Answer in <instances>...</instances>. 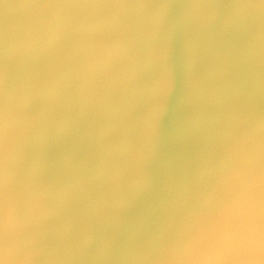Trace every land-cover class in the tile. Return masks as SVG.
Returning a JSON list of instances; mask_svg holds the SVG:
<instances>
[{"label": "bare ground", "instance_id": "bare-ground-1", "mask_svg": "<svg viewBox=\"0 0 264 264\" xmlns=\"http://www.w3.org/2000/svg\"><path fill=\"white\" fill-rule=\"evenodd\" d=\"M172 1L174 0H171L170 2L168 0H147V1L145 0L144 1L143 0H134V1L132 0L131 1L130 0H107V1L103 0V2L102 0H97L96 3L98 4H96L95 0L94 1L85 0L84 2L80 1L81 4L78 5L77 7H72L68 5L67 3L68 0H56L52 4H49V6L51 5L52 10L54 11L53 12L54 14H60V16L51 17L47 15V17L49 18L48 21L50 22L51 20H56V21L66 20V22L70 24V26H68L69 28L66 30H63V29L56 30V32L53 33V37L49 35V36H46L45 38H39L34 43V46L37 45V47H35L37 50L33 48V52L36 55H38V57H43L44 61L42 62V64L40 63L41 66L39 67L32 66L28 68L26 71L22 69L23 66L19 67L18 53L21 50V44L24 43L23 42L20 44L19 42H21L22 39L20 41L15 38L7 39L8 41L6 40L4 45H2L3 42L1 41V36H0V58L2 57L4 61L5 59H9L8 63H6L7 65L2 64L0 66V84L2 85L4 84L3 85L4 90H6L5 92L8 94L4 92L3 93L5 95H9L8 101L9 99L11 100L10 98L11 96L13 98L12 100H15L13 102L17 103L16 110H17V107L21 108L20 109L21 112H18L20 113V115L17 113L19 115L18 117L19 120L17 119L19 123L18 125L21 126V129H23V127L24 128L30 127L32 125L38 126L40 124V126H42L41 132H44V128L49 127V129H52L56 127L59 123L63 124V126L58 129L59 131L58 134L47 135L45 142L41 146H37V147H36V142L38 141V139L41 138V137H38L39 136L38 132H36V134H32V130L28 131L27 129V131L24 133L23 132L24 129L23 131L20 129H16L14 130L13 137L11 134L12 142H11V139H9L10 138L9 133L6 137V139L10 140L9 141L10 145L2 143L3 139H4L3 140L4 143H8V140L7 142H5L6 139L5 138L1 139L2 135L0 134V162L1 163L4 160V158H9L8 157L9 151H13L19 147L18 149H16L15 152L14 151L10 152L12 154V156L10 155L12 158H9L11 160L5 159L7 161L5 162L4 160L5 163L11 164L12 161H15L16 156H14L13 154L17 153L18 152L17 150L20 149L19 150L21 151V153L19 154L20 156L21 154H23V157H26L28 154H30L31 156L35 157L33 160H31L33 157L28 158L29 160L27 162H26V159L28 156L25 158L24 162L22 160L21 164L25 162L27 163V164L25 163L26 166L25 164H23L24 167H31V166H33L34 168L41 167V169L43 168V174L45 172L44 176H41L42 170L39 171L41 174L35 173L36 175H34V173H30L28 171V169L30 168H27V172H25L23 171L24 167L20 168V165H21L20 163H19V166H17L18 162H16L15 164L16 166H14V162H12L13 167H11L8 164L12 168V170L15 169L16 167L19 168L18 170L22 169L21 171L17 172L18 170L16 168L15 169L16 171L14 170L13 171L18 174H15V173L13 174L12 171L10 172L11 169L9 166H7V164L5 165V163H3L2 165H5L10 170L0 165L2 166V168H4L3 170H1L0 168V219L4 225L6 224L5 227H7L6 229L7 232L9 231L7 233L9 237L7 234H6V237L9 238V240L10 239L12 240L10 243L9 240L7 241L4 239L3 240L0 239V244L2 243L0 245V249L2 246H4L5 248L6 246L11 245L14 242L16 243L17 241L16 244L18 246L24 247L30 255L32 253L33 257L35 256L34 259L27 261L28 264H42L40 263L41 261L38 263L33 260H37L38 257L40 256L39 254L41 253L40 251L45 250V249L47 250H45L44 253L43 252L41 253V257H42V254L51 255L52 262L50 264H79L78 259L76 255L72 253V250L65 251L63 249L62 252L60 251V248L63 247L64 243L62 244V243L56 242L57 239L55 238V233L58 230H60V232L61 231L63 232L64 229L65 230L69 229L70 226L74 225V228H72V230L74 229V232L71 231V228H70V231L68 230V233L71 232L73 233V236H74L77 234L76 232L83 230L85 226L86 229L82 231L81 236L82 235L86 236V237L82 236L84 238V241H85V238L88 239V237L90 240L89 239L86 240L85 241L86 244L82 242L84 243L83 244L84 246H81V244H80L81 247H79V244L77 246L76 243H74L75 241L74 242L72 241V238L71 240H69V241H72L75 244V246H77V248H83V250L88 253H90L91 252L90 250L92 249L93 251H96L97 253L107 258V257L112 256L115 253V252H110L111 249L113 248L112 246H114V244L117 243L119 239H121V241H123V243L125 244V249H123V251L121 252L122 257L125 256L131 259L133 256L135 258H138L139 261H142V263L144 261L145 263H148V264H154V260L155 259L157 260L156 258L157 256L155 257V255H152V253L153 252L156 253V251L157 252L161 251L162 248L164 247L163 245L168 244L167 243L168 239L166 241L165 237L160 234L163 232L159 233V231H161L160 229L158 231L159 224H164L166 230L168 231L169 234L172 235L173 238L180 239L182 237V234L180 235L177 232L176 227L181 222L180 220L181 219L183 220L182 217L186 215L185 213L186 211H183V210H187L190 207V206L188 207V205H191L190 202L192 200L190 197L189 198L191 201H189V198H187L188 200L185 199L187 201L183 199V201L186 203L189 201L188 205L186 203L183 204L184 202L182 201L180 202V200L188 194L187 189H190L192 185L198 181V179H201L202 172L200 169V164L201 162H203L202 160L204 158L203 157L204 147L210 149V147H212L213 144L217 146L216 142L219 140L221 136L226 135V133L227 135L228 133H233V131L237 129L236 127L235 129L232 127L234 120L236 122V119H238L239 114H240L239 109H238L239 106L237 105L235 99H237L239 96L240 97L245 96L244 98H246L247 95L249 96H251L252 94L257 95L258 94L257 92L263 91V90H260L261 88L259 89V86H260V82L264 78V60H263V57H264V0L256 1L255 4H258L261 2L260 4L262 6L260 5L261 6L260 8H258L259 4L257 5V7H255L252 0H243L246 3L245 5H248V4H250V6L253 5L254 7L251 6L252 8L249 5L248 6L250 8L248 6L242 5L243 3L242 0H241V4H239L240 3L239 0H232V1L231 0H192V1L188 0L190 3L192 2V4H194L193 6L187 0L186 1L189 3V4L187 3V5H186V2H184L185 5L175 3L174 5L177 4V5L185 6L183 8H179L178 6L179 8V9L177 8L178 11L179 10L181 11L183 9L184 10L191 9L189 11H192V7L196 6L193 8L194 10L200 7L199 5H195V3L200 4L201 6H204V7H206L208 4L213 5L216 2L218 3L217 5L218 7L227 6V8L223 7L224 10L223 8H220V10L217 9L219 15H217V12H215V9L217 8L216 5H215L216 7L210 5L212 12L214 14L216 13L215 15L214 14L211 15V10L209 8V5L207 6L208 7L207 11L205 8H204L205 10H202L203 9L202 7H201L202 9L198 8L202 11L200 12L199 10L200 12L199 18L201 17L202 14H206V12H209V14L213 16L214 18L210 17V19H208L209 17L207 15L209 14L207 13V15L202 16V19H205L208 21H205L202 25H197V27H195V25L197 23L201 24L204 20L200 18L201 22H199V19L195 17L196 14L199 15L198 9L197 11L195 10L197 12L195 15L192 13L194 11L193 10L191 12L192 14L190 15L189 13V15H190V19L192 16H194L195 19H198V22L196 21L193 22V20L195 19L192 18V22L193 23L196 22L195 25L192 24L195 28L192 25L190 26V24L186 23V22L191 21L190 19L188 20L187 14H185L187 11L186 12L179 11L178 14H177V10L173 11V16H172V11H170L171 15L169 14V12H168V15H166L167 14L166 12L168 11V9H170L171 7L172 8L174 7ZM175 1L180 3L183 0L181 1L175 0ZM237 1H239V3ZM253 1L255 2V0ZM99 2L103 3L101 4V6L102 8L105 7L104 9L105 11L104 10L103 12L100 11L101 6L99 5ZM233 2H236V3H233ZM91 4L93 5L92 7H91ZM94 4L97 5L99 9L96 8ZM228 4L230 5V7H228L229 6ZM234 4H237L239 8L236 5L234 6ZM12 5L13 4H11V6ZM90 7L92 9H95V11L94 10L90 11ZM245 7L249 9H246ZM233 9H236V10L238 9V11L240 9L242 11H239V12L236 10L233 11ZM82 10L85 11L83 12L85 13V17L84 18L80 17L79 20L77 21L75 16L78 13H80V11L82 12ZM225 10H226V13L224 12ZM230 10L232 11V14ZM0 11L2 12L3 10H0ZM228 11H230L229 14H228ZM175 12H176V17H174ZM245 12L246 13L248 12L250 14L249 16L252 15L251 18H253V21L249 20L250 21L249 24L247 23L249 21H245L243 20L244 18H242L244 16L245 17L248 16V13L244 14ZM3 13L5 14L6 12H3ZM99 13L101 15H99ZM233 13H236L237 15ZM238 13H241L243 16ZM179 14H184L186 16V19L183 18L184 15L180 16ZM226 14H228V16ZM93 15L94 17L97 15L95 19ZM234 15L236 16V18ZM25 16H26V11L23 10V15H22V17H24V21L22 24L23 28L30 27L31 22H32L31 19ZM218 16H221V17L217 18ZM168 17H170V19H168ZM225 17L229 19H226ZM231 17L237 19L238 21L234 19V22H233L232 21L233 18L230 21ZM260 18H262L263 22L258 21ZM154 20H156L155 22H158V23L153 22ZM166 22H169V23H166ZM170 22H172L173 26H171L172 28L167 29ZM183 22L188 24V25L183 24L184 26L186 27L189 26L188 28H190L188 30L186 28L184 29L183 27L184 29L183 31H186V32H183L182 29L179 28V27H182V25L178 27L179 23H183ZM192 22H189V23H192ZM231 22L234 23L232 24L233 26L231 25ZM146 23H148L147 27H146ZM151 24L152 25L160 24V25H157L156 26L157 28H156L154 25L153 27ZM246 26L250 28V30L254 31L253 37L252 35H250L252 39H249L251 48L246 47L247 43H245L241 47V43L244 37V33L243 35H241V32L243 31L242 29H245ZM148 27L149 28L153 27L154 29L151 28V31H150ZM177 27L181 29L179 32L182 31L184 34L178 32L179 36H177L178 33L176 30H179L177 29ZM228 27H229V34H230L228 36H230L229 39L233 43L232 49L234 48V45H237L239 50L237 48H236L237 50H234L235 49L234 48L233 50L236 51L234 54L235 56H237V58L239 57V59L242 62L241 64L240 63L238 64L239 61L234 56L232 57V62L235 63L236 60L238 62L236 61L235 64L233 63V66L232 64L231 66H228L230 64L229 61L231 60V59L229 60L228 58V52L227 54L226 52L220 53V52H217L215 48L214 49L211 48V46L216 47V44H218L219 42H220L219 45L224 44L225 42H228L227 38H221L219 36V35L222 36V33H221L222 31L223 32L226 31L228 34V31H227ZM75 28L76 30L74 31ZM99 29L100 30L102 29V31H105L103 29H107L106 31L109 32L105 40L108 39L107 37L110 35L111 32L112 34L120 33V35L118 36L119 38L116 37L117 39L114 38L112 34H111L112 37H109L110 38L109 40L114 38L111 41L113 44V45L111 44L112 47L114 46L113 42H116V40H117L116 44L118 45L119 43L121 45V48L123 47V49L125 48L124 44L129 43L130 45L128 44V46L126 47V50H124V52H121V56L123 55L122 57L114 53L115 52L114 50L117 49L116 47L117 45H116L115 46L116 49L111 47L113 51L112 49L108 50L107 48L108 52L112 51V53L108 54V52L104 49L106 53H102V55L101 53H99L100 55H98L96 59H91L90 61H89V58H87L88 61L85 60L86 61L85 63L82 60L81 56L82 55L84 56L85 54L84 58H86V57L91 56V54L96 53L99 49L95 48V46H97L98 43L103 42V40L100 41V39L96 35V33L98 32L97 30ZM165 29H166L167 34L170 33L169 35L172 34L175 37L173 38L171 36H167L164 31H161ZM223 29H226V30H223ZM152 30H156V31H153L152 33ZM157 30L159 32L161 31L160 32L161 36L159 37H156V34H155L158 32ZM145 31L147 32L149 31V32L146 33ZM217 32L219 35L215 34ZM73 33H76L77 35H79L77 38L75 37L76 38L75 40L71 38V36L73 37ZM121 33L122 35H124L125 38L121 36ZM160 33H157V35L158 34L160 35ZM162 33L165 35V37L164 35H162ZM227 34L223 33V36ZM54 35L58 37L59 35H63V37L66 36L70 40H72V42L66 45L62 44L63 47L60 46L61 48L59 47L58 49V46L61 43L62 36L61 38L56 37L57 38L56 41L57 40L59 41L60 39L59 41L60 43H56L55 40H53V38L55 39ZM99 35L101 37V34ZM213 35L214 36L217 35V37H214ZM120 36L122 37V39L124 38V40H122ZM163 37H164V40L166 41H163ZM167 37L169 39H167ZM212 37H214V39H216L217 41L214 39L212 40ZM119 39L123 41L121 42L123 43L124 46H122V43L118 42ZM244 40H248V39H244ZM67 41L69 42V40ZM124 41H126L127 43H125ZM54 42L57 46V50L52 49L54 46ZM111 42H109V44ZM197 43H199V45ZM120 45L118 46V49L120 48ZM187 45L188 46L192 45L194 46L195 49H193L192 46H190L192 49H190V47L186 48ZM131 46L134 48H131ZM180 46H181V49L179 50ZM204 46H205L206 51H207L206 48H208V51H207L208 55L210 51H212L210 53V57L207 55V57L209 58H208V63L205 64V68H203L204 66H202V63L199 64L198 62L197 63L195 62L196 61L195 59H198V60L200 59L201 55L199 53L201 52L200 50L204 49ZM97 47L99 48V46ZM101 48L103 49V46ZM127 49L130 50L131 53L132 52L136 53V50H137V54L133 56V53H132V56H130L131 53H129ZM189 49L192 52L194 50V52L193 53L189 52ZM209 49L211 50L209 51ZM182 50H185V52ZM72 51H74L76 55L81 54V53L83 54L76 56L75 54H72L73 53ZM117 51L120 54V50H116V53H118ZM187 51L189 53H186ZM206 51L201 52V53L205 54ZM237 51H239V53ZM101 52H103V50ZM126 52L127 54H125ZM180 52H182L184 56L189 55L190 58H187L188 56L184 57L182 54H180ZM195 52H198V53L196 54ZM230 52L231 51H229V55L231 54ZM194 53L198 55L199 57L196 58L197 56ZM236 53L240 55L238 56L236 55ZM71 54L73 55V57L71 56ZM114 54L120 60L118 59L116 60V57L112 58L111 56H115ZM181 55L183 56V58L181 57ZM75 56L79 57V60H75L74 58ZM118 56L121 57L122 59L119 58ZM194 56L196 57L194 58ZM205 56L202 55L201 59H203V57ZM234 58L235 60H233ZM78 61L80 62V64L75 63ZM200 61H204V60H200ZM227 63L229 64L227 65ZM236 64H238L239 67H237L238 65L235 66ZM74 66H75V69H74ZM211 72H215V73L212 75L210 74ZM23 79L24 80L26 79L25 81H27L28 83L26 84L24 82L23 83L21 82L22 86L18 87L17 83H19V81ZM260 95L264 97V91L260 92ZM11 101H9V103ZM14 105L15 104H13V106ZM13 106L12 108L15 107ZM252 106L254 107V103L252 104ZM249 107H250V104H249ZM45 108H49V111L47 112V115H46V119H44L43 121H40L39 113L41 109H45ZM246 111L247 110H245L243 113L245 114ZM245 116L248 117L247 114ZM72 119H74V121ZM243 121L244 120H242V122ZM240 122H241V119H240ZM261 122L262 123L260 122L257 123L258 125L255 126L256 128L254 127L255 128L254 132L264 135V121H261ZM10 123H12V119ZM72 124L73 126L74 124H76V126H74V129L75 127L77 128L76 130L71 129ZM82 125L85 126L86 128L84 127L82 128ZM79 126H81L82 129ZM182 129H184V131H182ZM9 130H10V127H9ZM69 130H71V132L73 130V132L71 133ZM248 130L249 128H245L243 134H248L249 133ZM16 131H17V134L19 133V137H20V133L24 135L23 139L25 141L24 140L23 141L25 143L20 142L21 138L19 139V137H17L18 138L17 140H19L18 142H20L19 144L22 146L21 148L18 142L15 143V145L17 144L16 146L18 147L12 144L16 142L15 140ZM67 131H69L70 133ZM250 132H251V129H250ZM0 133H1V129H0ZM25 134L27 135L26 138H25ZM259 134H257L258 135L257 138H260ZM82 135L83 137L85 135V138H84L85 142L82 140L83 139ZM250 135L251 134H249V137ZM13 139H14V142H13ZM254 139L256 138L253 137V140ZM1 144L2 146L4 145L6 148H9V149H7L6 151L5 150L6 148L2 147ZM11 145L14 146L15 149H13ZM154 146H157L160 150L157 152H154V150L152 149ZM216 146H213V147L215 148ZM256 146L258 145L253 143L252 147H250L251 150L255 148ZM33 147L35 148L34 150H32ZM218 147L219 145L215 149L217 150ZM213 149L212 150L210 149V150L213 151ZM243 149L241 153L243 152ZM259 152L262 153L263 151L259 150ZM252 153L247 154L246 157L248 155H251ZM244 154L245 152L242 153V155ZM19 155H17V157ZM240 155L238 157H240ZM259 155H260L259 153L254 154V156H257V159L255 161H253L251 158H248L245 163L234 162L232 165V168L230 169V171H228L229 173L227 172L228 173L227 176L226 174H224V178L225 176L226 178L221 179L222 181H218L220 183L217 182L218 184H220V186L218 185L217 186L221 190V192L225 191L224 185H227L231 180H234L232 178H236L237 173L238 172L240 173L241 171H243V166H248L249 169H247L246 173L243 174L242 177L238 178V180L243 181L244 186L241 184L239 185L240 187L237 189V191H236V188H235V191L233 190L234 192H236L235 193L236 196L234 193L232 195L231 193L227 192L228 193V194L226 193L227 196L224 197L225 193L223 192L224 194H222L217 189V186L215 185L216 191L218 192V194H216L217 193L216 192L215 195L216 196L217 195L219 196L220 194L223 195V197L222 195H220L221 196L219 197L220 201L216 200L215 202L216 203L215 206L217 204L219 205L220 217L223 216L222 218H224V216L228 214L226 213V211L227 209H229V207L232 204L234 206L239 205L240 203H243L245 199H251L252 203H254L256 206H261V205L264 206V196H258L257 183L245 184L248 181H253L252 179L256 178L259 175V173L261 172L264 173V156H259ZM20 156L16 159L19 162L21 160ZM23 157L22 159H24ZM1 158H3L2 161H1ZM19 158L20 160H18ZM30 161H32V163H35V162L36 163L34 165L31 163L32 164L31 165ZM179 161L180 163L185 162V161L187 163L189 162V166H190L188 167L187 165V167L189 168V171L184 172V174L182 173L183 175L181 176L182 182L184 181L182 185V188L184 190L181 191L182 188L181 190H178V189H176V191L174 190L175 194L168 197V200L166 202H164L165 198L163 199L164 200L163 202L160 201L159 199V201L162 202V204L160 205L162 206L164 204L163 205L164 210L160 209L161 210L160 212L162 213L163 211L164 215H161V213L159 214V209L156 210V212L152 211L151 209L153 208L155 210L156 206L159 207V205L157 204L160 202L155 204L156 205L155 207L154 205H152L154 204V202L150 204L152 206L149 205L148 208L145 205H143L142 207L143 212H144L143 217L141 218L140 221L138 220L139 224L137 226L135 225L133 226L131 224L132 222L130 221V218L126 219L125 217H121L120 215L118 216L115 213V210L112 207V205L115 202L114 200L119 198L118 196H120L119 199L122 200L120 203H123V202L125 204L127 203V206L123 203L124 208L125 206L128 208V205L130 204L128 202L131 201L133 196L135 197L137 195L135 194L136 188H138L137 187L138 175L136 174L137 173L136 170H138L142 166H145L146 167V178H147V181H145V184L149 183L148 185L154 188V185L152 186L153 184L152 180H158V182L159 180L163 181L165 179L164 176L166 175L167 172H169L168 170L171 169L172 164H174L173 167H177L175 165L177 162V165L179 167ZM28 162L31 166L28 164ZM44 167L46 168L45 171H44ZM24 170H26V168ZM206 170H207L206 175L204 176L203 181L202 180L201 181L204 184L205 188L206 186L210 188V186L212 185H208V184L211 182V179H213V177H211L209 174L210 169L207 168ZM46 171L48 172V174H50V176L46 173ZM220 175H222V173H220ZM45 176H48V177H45ZM167 177L169 178V176ZM221 177L223 178V176ZM112 178L115 179V182H116L114 186H111V183H110V179ZM213 180L215 181V179ZM214 181H212V183ZM73 182L75 184H79L77 187H74V189L70 187V185ZM197 184L199 186L198 182ZM148 185L147 187H149ZM144 186L145 185L141 186V188ZM147 187L146 189L142 188L140 191V194L145 193L148 195L149 192H153V190H157L160 188V187L159 188L155 187L156 189L152 188V191H151V188H149L150 189L149 190ZM169 188L171 189L172 186ZM92 189L94 191L97 190L98 193L103 195L101 196L103 197V199L99 197V200L102 199V200H105L106 203H108V205L105 203L108 209L106 208L105 205H103L105 207L103 208L107 209L105 210V212L101 204L98 205L96 203L97 208L101 206L102 209L101 208L97 209L94 207L96 206L94 205L95 204L94 201L96 200L98 201L97 199L98 197L93 201L94 198L92 197L94 196V194H92V192L94 193V191ZM139 189H137L138 192H139ZM160 189H162V187ZM206 189L205 191H207ZM87 190H88V194L90 195V196L87 195V197L89 196L90 197V198L88 197L89 200H92L93 203L90 202L88 199H87L88 201L85 199L86 197L84 196V194L86 193H84V191H87ZM143 190L144 191L147 190V191L142 192ZM23 191H26L27 193L32 192L33 194L36 195L34 197H38L39 194L44 193L47 195V198L43 202L36 204L34 203L35 201L33 200L35 198L31 196L32 194L23 195L24 193H26V192L22 193ZM213 191L214 190H212V192ZM154 192L156 193V191ZM214 192L212 194H214ZM161 193H162V190H161ZM161 193H160V196H161ZM207 193H209V190ZM97 194L95 193L96 196H98ZM143 194L140 195V198L144 196ZM150 194L149 196H151ZM169 194H170V191H169ZM202 194L205 195V193H202ZM209 194H207V196H209L207 197L208 198L207 202L210 199ZM20 195H23L24 197L22 196L18 198ZM166 195H164V197ZM183 195L185 196L183 197ZM201 195L199 198H201L202 196L204 197V195L202 196ZM218 196L215 197L213 195L211 197V200L213 197H215V199H218ZM161 197L163 198V196ZM154 198H156V196ZM199 198L197 197L195 199L193 198V202L194 203L195 201L196 203L198 201L200 202V204L198 202L197 207L199 205H200L199 207L201 206L202 207L206 206V207H204V209L201 208L205 210V212L202 210L203 212L200 211L199 213L198 212L197 213L198 214L206 213V211L209 209V207H207L206 205L208 203L204 201L205 200L204 198H206V196L203 199L201 198V200L204 201L202 202V205H201V200ZM196 199H199V200H196ZM103 202L104 201H101V203ZM181 203L187 206V209L185 208L182 209V212H183L182 217L180 216L181 212L180 214L178 213L179 211H181L179 209L180 208L179 206ZM204 203L206 204L203 205ZM210 203L211 201L209 202V205ZM115 204H117V200ZM92 205L95 210L97 209L95 213L96 215L91 214V210H92V213L95 212V210L92 209ZM192 206H193V203L191 207ZM211 206L215 207L214 205H211ZM150 209L152 212L150 211ZM217 209L218 208H216L215 210ZM98 210L99 211L101 210V212L98 213ZM194 210L196 209L194 208ZM193 212L194 214L196 213L195 211ZM191 214L193 213L191 212ZM191 214H189L190 217H191ZM213 214H210V218L212 217L214 218L211 219V221H209L208 223L209 225L207 224V221H205L206 222L205 223L202 220L204 217L202 218L201 214H200L201 220H199L200 215H198L199 216L198 221L201 222L200 223L201 227L204 226V224H207L206 228H208V226H211L210 227L211 232H213V234L216 236L217 239H218V236L221 239L224 238V240L222 239L219 242L216 240V244L210 250H212L214 247L216 248L217 245L218 246L220 245L221 247V245L226 240H228V238L226 239V234L228 233L222 232L218 227V226L220 227L222 226L220 224L221 222L219 223L217 219L219 218L218 217L219 215L216 217L218 213L215 216ZM251 214L254 215V213L252 212ZM211 215L213 216L211 217ZM152 216L154 219L158 220V221L157 220L154 221L156 223L155 225L152 224L154 225V227H156V231L153 230L152 232V233H155L154 236H152L151 234L150 235L152 236L151 239L148 236L150 239L149 242L147 240L148 243L145 242L142 244L140 241L137 247H133L134 246L133 243H135L136 241H133L134 238L132 239L130 237V234L132 233L134 235L137 233V231H139V235H140V229H141L140 227L143 226L142 225L143 223L145 224V222H147V218L149 217L152 218ZM178 216H179V221H178ZM186 217L187 216H185V218ZM188 217L187 219H189ZM227 218H229L228 215H226L225 219ZM187 219L185 221H187ZM253 219H254V216H253ZM257 219L259 218L256 217V220ZM73 220L74 222L72 223L71 221ZM88 220L94 222V224L89 225L90 222ZM256 220H255V223L257 224ZM87 221L89 222L87 224L89 225V227L86 226ZM176 222H179V223L177 224ZM183 222L184 221H182V223ZM197 223L199 224V222ZM133 224H137V223H133ZM152 225L147 226V227H152ZM186 225H183V226H186ZM27 226H29V228H27ZM23 227L27 228V233L25 229H24L25 231L23 230ZM154 227L153 229H155ZM259 227L260 228L258 231H262L264 229L262 225H260ZM261 227L263 229H261ZM80 233L81 232L78 233L77 235L78 237L80 236L79 235ZM122 233L124 234V238L123 237L119 238V236ZM260 233L259 234L257 233L258 236L260 235ZM262 233L261 235L264 237V232ZM63 234H65V232ZM66 235L67 233L65 234V236ZM253 235L252 237H255ZM65 236L63 235L61 237L64 238ZM244 236L246 237V238L244 237L246 239L245 241L250 240L249 239L250 236L249 238H247L246 235ZM58 237H60V235ZM234 237L232 238L230 236L229 241L230 242L232 240L236 241L237 239L234 240L235 239ZM74 238L75 240L77 239L75 236ZM191 239H195V238H191ZM60 240L62 241L61 238ZM63 240L65 242V239ZM180 240L179 242H181ZM239 240H237L238 243L241 242V241L239 242ZM89 241H93L92 243H94V245ZM87 242L93 245V246L90 245L92 248H89L90 246H87L89 245ZM196 242L197 241H195V243ZM236 242L234 244H236ZM73 243L71 244L75 248ZM247 243H250V242H247ZM190 244H188V246ZM261 244L263 245V243ZM60 245L62 246L59 248ZM72 245H70V247L66 246V248L69 247L70 249ZM196 245L194 246L197 247L198 245L197 246ZM168 246L169 244L166 247L167 250H171L174 248L173 247L171 249H168ZM188 246L186 245L187 248ZM200 246L202 248L201 244ZM85 247H88V248L84 249ZM247 247H250V244ZM230 248L228 247L227 249H230ZM193 249L195 250L196 248H193ZM244 249L245 248H243V251ZM260 249L261 248L256 245L252 247L251 256H254V260L256 257L258 258L264 253V252H261ZM21 251L20 253L23 254V251L22 252ZM248 252L250 253V250ZM260 252L262 254H260ZM171 253H175V251L174 252L171 251ZM189 253H194V252L190 251ZM215 253H216V250H215ZM22 254L20 255L22 256ZM225 254H227V252H225ZM3 255L0 257V264H14L15 261L13 260V257H7L8 256L7 254L5 258ZM187 255L189 257V254ZM190 255H191L190 258L192 260V258H194L192 257L193 254H190ZM163 256L159 258H163ZM227 257L226 258L223 257V258L227 260ZM206 258L208 259L209 257H206ZM237 258H239V256H237ZM189 259H188L189 261L188 264H190ZM210 259L212 261V258ZM216 259L220 261L221 258L218 259L217 257ZM225 259H224L225 264H228ZM259 259L260 258H258V260L256 261L259 262ZM230 260L234 261V259H230ZM199 261H201L200 257H199ZM160 262L161 260L158 261L159 264ZM162 262L164 261L162 260ZM257 262L254 263L253 261L252 263L257 264ZM124 263L125 262H123V264ZM205 263H207V261ZM211 263H214V262L212 261ZM222 263L220 262V264ZM241 263H244L243 259ZM230 264L232 263L230 262ZM259 264H261V261ZM262 264H264V262Z\"/></svg>", "mask_w": 264, "mask_h": 264}, {"label": "rangeland", "instance_id": "rangeland-1", "mask_svg": "<svg viewBox=\"0 0 264 264\" xmlns=\"http://www.w3.org/2000/svg\"><path fill=\"white\" fill-rule=\"evenodd\" d=\"M20 1V2H19ZM35 1V2H34ZM37 1V2H36ZM43 1V2H42ZM56 0H0V10H3L1 13H0V36H1V41L3 42V44L2 45H4V43H5V41L7 40V39H12V38H15V39H18L19 41L21 40V42H19L20 44L21 43H23V44H21V50H20V52L18 53V58H19V67L20 66H23L22 67V69L23 70H27L28 68H30V67H32V66H37V67H39V66H41V64H42V62L44 61L43 60V57H38V55H36L34 52H33V48H35V47H37V45H35L34 46V43L39 39V38H45L46 36H49V35H51L52 37H53V33L54 32H56V30H59V29H63V30H66V29H68L69 27L68 26H70V24H68L67 22H66V20H58V21H56V20H51L50 22L48 21V17H47V15L48 16H51V17H54V16H60V14H54L53 12V10H52V7H51V5L49 6V4H52L53 2H55ZM84 2L85 0H68V5H70V6H72V7H77L78 5H80L81 4V2ZM94 1V0H93ZM96 1L97 0H95V3H96ZM107 1V0H106ZM131 1V0H130ZM132 1H134V0H132ZM144 1V0H143ZM145 1H147V0H145ZM169 2L171 1V0H168ZM178 1H181V0H178ZM188 1V0H187ZM186 0L184 1H182V2H177V1H172L173 2V5L175 4V3H177V4H184V2H186V5H187V3L189 2H187ZM190 1H192V0H190ZM232 1V0H231ZM230 1V2H231ZM239 1H240V3H239ZM239 1H237L239 4H241V0H239ZM243 1V0H242ZM256 1L257 0H255V2L252 0V2L254 3V6L255 7H257V5H258V8H260L262 5L260 4V3H258V4H255L256 3ZM102 2H103V0H102ZM171 2V3H172ZM259 2V1H258ZM18 3H19V5H18ZM26 3V4H25ZM94 3V2H93ZM190 3V2H189ZM188 3V4H189ZM227 3H229V2H227ZM233 3H236V2H233ZM244 3V4H243ZM243 3H242V5H244V6H250V4H248V5H245L246 3L243 1ZM249 3V2H248ZM252 3V4H253ZM11 4H13L12 6H11ZM96 4H98V3H96ZM101 4H103V3H100L99 2V5L101 6ZM174 5V7L172 8L171 6H169V7H171L170 9H168V11L166 12L167 14L166 15H168V12H169V14L171 15V13H170V11H172V16H173V11H176L177 10V8H178V6H179V8H183V7H185V6H182V5ZM190 4H192V2L190 3ZM221 4V3H220ZM25 5V6H24ZM104 5H106V4H104ZM185 5V4H184ZM194 4H192V6H193ZM195 5H199L200 7H198V8H201L202 10H205L206 9V11H207V9H208V5L206 6V7H204V6H201L200 4H196L195 3ZM211 5V4H210ZM209 5V8H210V10H211V6H214V7H216L217 5H218V3L216 2V3H214L213 5H211L210 6ZM216 5V6H215ZM222 5V4H221ZM225 5V4H224ZM229 5V4H228ZM237 6V4H234V6ZM261 5V6H260ZM93 5L91 4V7H92ZM94 6H96V8H98L97 7V5H95L94 4ZM99 6V7H100ZM177 6V7H176ZM182 6V7H181ZM220 6V5H219ZM232 6H233V4H232ZM241 6V5H240ZM248 6V7H249ZM252 7H254L253 5H251ZM250 6V7H251ZM90 7V11H95V9H92ZM189 7V6H188ZM194 7H196V6H194ZM194 7H192V11L194 10L193 8ZM224 7V6H223ZM223 7H218L217 6V8L215 9V12H217V15H219L218 14V10H220V8H223ZM226 8H227V6H225ZM224 7V8H225ZM228 7H230V5L228 6ZM238 8H239V6H237ZM249 7V8H250ZM251 7V8H252ZM8 8V9H7ZM11 8V9H10ZM178 8V9H179ZM197 8V9H198ZM205 8V9H204ZM224 8H223V10H224ZM234 8V7H233ZM241 8V7H240ZM246 8V7H245ZM249 8H246V9H249ZM92 9V10H91ZM99 9V8H98ZM105 9V7H103L102 8V6H101V8H100V11H102L103 12V10ZM175 9V10H174ZM197 9H195L196 11H197ZM218 9V10H217ZM229 9V8H228ZM242 9H244V8H242ZM245 9V10H246ZM5 10V11H4ZM7 10V11H6ZM10 10V11H9ZM23 10L24 11H26V16L25 17H28L29 19H31L32 20V22H31V26L30 27H27V28H23L22 27V24H23V21H24V17H22V15H23ZM189 10H191V9H189ZM189 10H187V9H183V10H181V11H187L185 14H187V18H188V20L190 19V15L193 13L194 15L197 13L195 10L192 12V11H189ZM199 10L200 9H198V12H199ZM217 10V11H216ZM231 10H232V8H231ZM230 10V11H231ZM234 10H236V9H233V11ZM244 10V11H245ZM9 11V12H8ZM105 11V10H104ZM180 11V10H179ZM179 11L177 10V14L179 13ZM180 11V12H181ZM189 11V12H188ZM205 11V12H206ZM214 11V10H213ZM230 11H228V14L230 13ZM236 11H238V9L236 10ZM235 11V12H236ZM239 11H242V10H240L239 9ZM238 11V12H239ZM3 12H6L5 14L3 13ZM83 12H85V11H83L82 10V12L80 11V13H78L76 16H75V18L77 19V21L79 20V18L80 17H82V18H84L85 17V13H83ZM192 12V13H191ZM200 12H202L201 10H200ZM200 12H199V15L198 14H196L195 15V17L196 18H198L199 19V22H201L200 20L202 19V16H204V15H207V13L209 14V12H206V14H202L201 15V19L199 18V16H200ZM204 12V13H205ZM225 13H226V10L224 11ZM249 12V11H248ZM247 12V13H248ZM95 13V12H94ZM93 13V14H94ZM101 13V12H100ZM99 13V15H101ZM189 13H190V15H189ZM219 13H221V12H219ZM223 13V12H222ZM242 13V12H241ZM241 13H238V14H240V15H242ZM246 12L244 13V14H247ZM1 14H3V15H1ZM37 14V15H36ZM212 14H214L213 12H212V10H211V15ZM216 14V13H215ZM214 14V15H215ZM228 14H226L227 16H228ZM231 14H232V11H231ZM233 14H236V13H233ZM82 15V16H81ZM98 15V16H99ZM180 16L181 15H184V14H179ZM188 15H189V17H188ZM210 14L209 15H207L209 18L208 19H210V17H212V18H214L213 16H211ZM216 15V16H217ZM226 15H224V16H226ZM237 15V14H236ZM250 14L248 13V16H249ZM97 16V15H96ZM96 16L94 17V15H93V17H94V19L96 18ZM207 16H205V17H207ZM231 16V15H230ZM230 16H229V18H230ZM235 16V15H234ZM243 16V15H242ZM248 16L247 17H242V18H244L243 20H245V21H253V18H251L252 17V15L251 16H249V18H248ZM20 17V18H19ZM174 17H176V12L174 13ZM173 17V18H174ZM183 17V16H182ZM195 17L194 16H192L191 17V21H189V22H192V18L193 19H195ZM219 17H221V16H218L217 18H219ZM237 17H239V16H237ZM172 18V19H173ZM184 19H186V16L184 15V17H183ZM211 18V19H212ZM224 18V17H223ZM226 19H229V18H227V17H225ZM232 18L233 17H231V19H230V21L232 20ZM235 18H236V16H235ZM235 18H233V22H234V19ZM239 18H241V17H239ZM247 20H246V19ZM263 18V17H262ZM262 18H260L258 21H261V22H263V20H262ZM161 19V18H160ZM168 19H170V17H168ZM198 19H195V20H193V22L194 21H196V22H198ZM221 19V18H220ZM219 19V20H220ZM38 20H40V21H38ZM158 20V19H157ZM202 20H204L201 24H199V23H197L196 25H195V23H189V22H186V23H188V24H190V26L193 24V25H195V27H197V25H202L205 21H208V20H205V19H202ZM224 20V19H223ZM236 21H238L237 19H235ZM156 20H154L153 22H155ZM168 21V20H167ZM170 21V20H169ZM221 21V20H220ZM226 21V20H225ZM250 21L249 22H247L248 24L250 23ZM257 21V22H258ZM38 22V23H37ZM233 22H231V25L232 24H234ZM45 23V24H44ZM152 23V22H151ZM155 23H158V22H155ZM166 23H169V22H166ZM185 22H183V23H179V25H178V27L179 26H181L182 25V27H179V28H181L182 29V31L186 28V29H190V28H188V27H186V26H184V25H188V24H186ZM246 23V22H245ZM148 23H146V27L148 26L147 25ZM171 24V25H170ZM170 24L168 25V27H167V29L168 28H172L171 26H173V24H172V22H170ZM184 24V25H183ZM17 25V26H16ZM152 25V24H151ZM154 25V24H153ZM152 25V26H153ZM157 25H160V24H155L154 26L156 27ZM176 25V24H175ZM175 25H174V27H175ZM192 25V26H193ZM229 25V24H228ZM153 26V27H154ZM167 26V25H166ZM165 26V27H166ZM170 26V27H169ZM233 26V25H232ZM153 27H148L149 28V30L151 31V28H153ZM159 27V26H158ZM177 27V29H179ZM183 27H184V29H183ZM194 27V26H193ZM192 27V28H193ZM194 27V28H195ZM231 27V26H230ZM157 28V27H156ZM225 28V27H224ZM147 29V28H146ZM154 29V28H153ZM181 29H179V30H176L177 31V33L181 30ZM231 29V28H230ZM15 30V31H14ZM51 30V31H50ZM76 30V28L74 29V31ZM100 30V29H99ZM99 30H97L98 32L96 33V35L98 36V38L100 39V41L101 40H103V42H101V43H98L97 44V46H99V48L97 47V46H95V48H97V49H99L96 53H94V54H91V56H89V57H86V58H84V56H85V54H84V56L82 55L81 56V58H82V60L86 63V61H88V59L87 58H89V61L91 60V59H96L97 57H98V55H100L99 53H101V55H102V53H106V51L108 52V50L109 49H112V48H114V49H116V47H117V49L116 50H120V54H119V52L118 53H116V50H114L115 52V54L117 55H119V56H121V52H124V50H126V47L128 46V44L129 43H127L126 41H124L125 43H127V44H124L123 45V41L122 40H124V35H122V33H121V36H123L124 38L122 39V37L120 36V38L122 39V40H118V42H120V43H122V46H124L125 48L123 49V47L121 48V45L118 43V45L116 44L117 43V38H119L118 36L120 35V33H113L112 34V32L110 33V35L107 37L108 39V41L107 40H105L106 39V36L109 34V32L108 31H106L107 29H103V30H105V31H102V29L99 31ZM159 30V29H158ZM157 30V31H158ZM223 30H226V29H223ZM243 30V31H242ZM241 31V35H243V33H244V37H243V41H242V43H241V47H242V45H244L245 43H247V46L246 47H248V48H251L250 47V43H249V39H252V37H253V34H254V31H252V30H250V28H248L247 26L245 27V29H242ZM104 32V33H102V32ZM153 31H156V30H152V33H153ZM161 31H164L165 33H166V29L165 30H161ZM160 31V32H161ZM168 31V30H167ZM171 31V30H170ZM169 31V32H170ZM179 32V33H183V32H186V31H183V32ZM228 34H227V32L225 31V32H221L222 33V36L221 35H219L218 34V32L217 33H215V34H218L221 38H227V41L228 42H225L224 44H221V45H219V43L218 44H216V47H213V46H211V48H215V50H217V52H220V53H224V52H226V54H227V52H228V58H229V62H230V64L229 63H227V65L228 66H231V64H232V66H233V63L234 62H232V57H234L235 56V52L236 51H234V50H237L238 49V47H237V45H234V50L232 49V47H233V43H232V41H230V39H229V37L230 36H228V35H230L229 34V27H228ZM64 32V31H63ZM100 32V33H99ZM146 33H148L147 31H145ZM159 31L157 32V33H160ZM35 34V35H33V34ZM105 33H107V34H105ZM157 33H155L156 34V37H159V36H161V33H160V35L158 34L157 35ZM179 33L177 34V36H179ZM223 33L224 34H227V35H224L223 36ZM251 33V34H250ZM99 34H101V37H100V35ZM103 34H105V35H103ZM111 34H112V36H114V38H116L115 40H116V42H113L114 43V46L112 47L111 46V44H112V40L114 39V38H112L111 40H109L110 38L109 37H112L111 36ZM170 34V33H169ZM169 34H167L166 33V35L167 36H171V37H175V36H173L172 34L171 35H169ZM184 34V33H183ZM105 36V37H103V36ZM162 35H164L163 33H162ZM175 35V34H174ZM250 35H252V37H250ZM61 36H62V38H61ZM79 35H77L76 33H73V37L71 36V38L73 39V40H75L77 37H78ZM180 36H181V34H180ZM214 36V35H213ZM218 36V37H219ZM255 36V35H254ZM35 37V38H34ZM54 37H55V39L53 38V40H55V42L56 43H60L59 41H60V39H59V41L57 42L56 41V39L57 38H61V43H60V45L58 46V49H59V47L61 46V47H63L62 46V44L63 45H66V44H68V43H70V42H72V40H70L68 37H66V36H64L63 37V35H59V37L58 36H56V35H54ZM57 37V38H56ZM76 37V38H75ZM103 37V38H102ZM164 37H165V35H164ZM164 37H163V41H166V40H164ZM170 37V38H171ZM214 37H217V35L216 36H214ZM214 37H212V40L214 39ZM246 37V38H245ZM250 37V38H249ZM31 38V39H30ZM64 38H66V39H64ZM68 38V39H67ZM211 38V37H210ZM162 39V38H161ZM167 39H169L168 37H167ZM200 39V38H199ZM244 39H248V40H244ZM254 39V38H253ZM64 40H65V42H64ZM67 40H69V42L67 41ZM114 40V41H115ZM126 40V39H125ZM214 40H216V39H214ZM220 40V39H219ZM218 40V41H219ZM8 41V40H7ZM28 41H30V42H28ZM63 41V42H62ZM105 41H107V42H105ZM122 41V42H121ZM217 41V40H216ZM215 41V42H216ZM55 42H54V46H53V50H57V46H56V44H55ZM109 42H111L110 44H109ZM214 42V41H213ZM29 43V44H28ZM107 43V44H106ZM201 43V42H200ZM217 43V42H216ZM101 45V47L103 46V49L100 47V45ZM108 46H106V45ZM109 44V45H108ZM198 45H199V43H197ZM30 45V46H29ZM113 45V44H112ZM117 45V46H116ZM120 45V48L118 49V46ZM130 45V44H129ZM193 45V44H192ZM192 45H190V46H192ZM34 46V47H33ZM116 46V47H115ZM185 46V45H184ZM183 46V47H184ZM190 46H186V48H189ZM197 46V45H196ZM225 46H226V48H225ZM231 46V47H230ZM236 46V47H235ZM60 47V48H61ZM106 47V48H105ZM110 47V48H109ZM112 47V48H111ZM228 47H229V49H231V50H229L228 49ZM23 48V49H22ZM107 48H108V50H107ZM131 48H134V47H132L131 46ZM192 48L193 49H195L194 48V46H192ZM191 47H190V49H192ZM237 48V49H236ZM29 49V50H28ZM31 49V50H30ZM36 49V48H35ZM96 49V50H97ZM106 51H105V50ZM123 51H122V50ZM181 49V46H180V48H179V50ZM182 49H184V48H182ZM190 49H189V52H192V51H190ZM199 49V48H198ZM198 49H196V50H198ZM207 49V51H208V48H206ZM37 50V49H36ZM93 50V49H92ZM103 50V52H101ZM134 50H136V49H134ZM200 50V49H199ZM203 50H205V46H204V49ZM203 50H200L201 52H205V51H203ZM211 49H209V51H210ZM239 50V49H238ZM250 50V49H249ZM260 50V49H259ZM31 51V52H30ZM105 51V52H104ZM112 51H113V49H112ZM112 51H110V52H108V54H110V53H112ZM127 51L129 52V53H131L130 52V50H128L127 49ZM133 51V50H132ZM182 51H184L185 52V50H182ZM199 51V52H200ZM207 51H206V53L205 54H202L201 52L199 53L201 56H200V59L198 60V59H195L194 61L197 63H199V64H201L202 63V66H204L203 68H205V64H207L208 63V58L210 57V53L212 52V51H210V53H209V55H208V53H207ZM229 51H231L230 53L233 55H229ZM73 52V53H72ZM71 53L72 54H75L76 55V53H74V51H72ZM76 52V51H75ZM188 51L186 52V53H189ZM193 52H194V50H193ZM192 52V53H193ZM233 52V53H232ZM238 53H239V51H237ZM31 53V54H30ZM85 53V52H84ZM133 53V56L135 55V54H137V50H136V53L135 52H132ZM132 53H131V55L130 56H132ZM196 54L198 53V52H195ZM194 53V54H195ZM238 53H236V55H238ZM241 53V52H240ZM35 54V55H34ZM71 54V56L73 57V55ZM77 54H78V52H77ZM81 54H83V53H81ZM81 54H78V55H81ZM114 54V55H115ZM123 54V53H122ZM125 54H127V52L125 53ZM124 54V55H125ZM180 54H182V52H180ZM195 54V55H196ZM29 55V56H28ZM78 55H76V56H78ZM95 55V56H94ZM112 55V54H111ZM116 55L115 56H111L112 58L113 57H116ZM129 55V54H128ZM127 55V56H128ZM183 55V54H182ZM181 55V57L183 58V56ZM202 55H206L205 57H203V59H201L202 58ZM207 55L209 56V57H207ZM240 55V54H239ZM238 55V56H239ZM74 57L75 58V60H79V57ZM118 56V57H119ZM123 56V55H122ZM121 56V57H122ZM126 56V55H125ZM186 56H188L187 58H190L189 57V55H186ZM186 56H184V57H186ZM191 56V55H190ZM193 56V55H192ZM197 56V57H196ZM196 56H194V58L196 57V58H198L199 56L198 55H196ZM241 56H242V54H241ZM30 58V59H28V58ZM121 57H119V58H121ZM129 57V56H128ZM127 57V58H128ZM236 58H237V56H235ZM32 58H34V59H32ZM36 58V59H35ZM126 58V57H125ZM193 58V57H192ZM205 58V59H204ZM25 59V60H24ZM118 58L116 57V60H117ZM122 59V58H121ZM238 59V64L240 63H242L241 62V60L239 59V57L237 58ZM8 60L9 59H5V61H4V59L1 57L0 58V66L3 64V65H7L6 63H8ZM86 60V61H85ZM118 60H120V59H118ZM124 60V59H123ZM200 60H204V61H200ZM233 60H235V58L233 59ZM263 60H264V57H263ZM23 61V62H22ZM35 61V62H34ZM122 61V60H121ZM207 61V62H206ZM236 61H235V63H236ZM38 62V63H37ZM120 62V61H119ZM205 62V63H204ZM34 63V64H33ZM41 63V64H40ZM75 63H79L80 64V62L78 61V62H75ZM234 63V64H235ZM238 64H236L235 66H237ZM26 66V67H25ZM237 67H239V65L237 66ZM74 69H75V66H74ZM78 69V68H77ZM75 71V70H74ZM215 72H211L210 74H214ZM26 80V79H25ZM24 79L23 80H20L19 81V83H17V85H18V87L19 86H22V84H21V82L23 83H28L27 81H25ZM4 85V84H3ZM3 85L2 84H0V129H1V135H2V137H1V139L2 138H5L6 139V137H7V135H8V133L10 134V138L9 139H11V134H12V137H13V133H14V130H16V129H20V130H22L23 131V129H24V133L27 131V129H28V131L29 130H32V134H36V132H38L39 133V136L38 137H41L40 139H38V141L36 142V147L37 146H41L44 142H45V139H46V136L47 135H51V134H58L59 133V131H58V129L59 128H61L62 126H63V124L62 123H59L56 127H54V128H52V129H49V127L48 128H44V132H41V128H42V126H40V124L38 125V126H36V125H32V126H30V127H23V129H21V126H19L18 124V117H19V115H20V113H18V112H21L20 111V107H17V110H16V106H17V103L16 102H13V101H15V100H12L13 98L10 96V98H11V100L9 99V101H11L10 103H9V101H8V96L9 95H5L4 93H6L5 91L6 90H4V87H3ZM261 88V89H260ZM259 89L260 90H263L264 91V78L262 79V81L260 82V86H259ZM259 90V91H260ZM263 91H260V92H263ZM4 92V93H3ZM260 92H257L258 94L256 95V94H252L251 96H249V95H247L246 96V98H244L245 96H239L237 99H235L236 100V103H237V105L239 106V112H240V114H241V116H240V114H239V117H238V119H236V122H235V120H234V123H233V125H232V127L235 129V127L237 128V129H235L234 131H233V133H228V135H227V133H226V135H224V136H221L220 138H219V140L216 142V144H217V146L219 145V147L217 148V150L215 149L217 146L216 145H214L213 144V146H216L215 148L212 146V147H210V149L212 150L213 148L215 149H213V151H211L209 148H206V147H204V149H203V152H204V154H203V162H201V164H200V169H201V179H198V183H199V186H198V184H197V182H195L193 185H192V187L190 188V189H187L186 191H187V195L186 196H188V197H186L185 195H183V197L184 198H182L181 200H180V202L182 201V202H184L183 201V199L185 200V199H187V198H191V200H190V198H189V201H191L190 203H191V205H192V203H193V206L191 207V205H188V202L186 203V202H184L183 204H187L188 205V209H190V210H188L187 209V206L186 205H183L182 203V205L180 204V210L181 211H179L178 213L180 214V212H181V214H180V216L182 217V214H183V212H182V209H187V210H183V211H186L185 213H186V215H184V217H182L183 218V220L181 219L180 221V223L179 222H176L177 224H178V226L176 227V229H177V232L181 235L182 234V237L179 239V238H173L172 237V235L171 234H169L168 233V231L166 230V228H165V226H164V224H159L158 225V231H159V229L161 230V231H159V233L160 232H163V233H160L161 235H163L164 237H165V239H166V241H167V239H168V244H169V246H170V248H169V246H168V249H171V248H173V249H171V250H167L166 249V247H167V245H163L162 247V250L164 249V250H166V251H159V252H157L156 251V253H152V255H155V257L157 258V260L155 259L154 260V264H159L158 263V261L159 260H161V262H160V264H163L164 262V264H188L189 263V261H188V259L190 258V254H193L192 255V257H194V258H192V260H191V258L189 259L190 260V264L191 263H193V264H220V262L222 263V261H223V263L225 264V261H224V259L227 257V263L228 264H230V262L232 263V264H254L255 262H257L256 260H258V258H260L259 259V262H257V264H259L260 263V261H261V264L264 262L263 261V256H264V253L262 254L261 252H264V250H262V249H264V248H262V247H264V241H263V239H264V237L262 236L263 235V233L262 232H264V229L262 228V227H264V206H256L254 203H252V200L251 199H245L244 201H243V203H240L239 205H231L230 207H229V209H227V211H226V213H228V214H226V215H228V217L229 218H227V219H225V217H226V215L224 216V218H222V217H220V211H219V205L217 204L216 206H215V202H216V200L218 201H220V199H219V197H221L220 195H222V194H224L225 193V195H224V197L225 196H227V194L228 193H231L232 195H233V193L235 194L236 192H234L235 191V188H236V191H237V189L240 187L239 185H243L244 186V184H243V181H241V180H238V178L239 177H242V175L243 174H245L246 173V171H247V169H249L248 168V166H243V171H241L240 173L238 172L237 173V176H236V178H232V179H234V180H231L227 185H224V189H225V191H222L221 192V190L218 188V186H220V184H218V183H220V182H218V181H222L221 179H225L226 178V176H227V174L229 173L228 171H230V169L232 168V165H233V163L234 162H239V163H245L246 162V160L248 159V158H251L253 161H255L256 159H257V156H254V154L255 153H259L260 155L259 156H264V135H261V134H259V133H255L254 131H255V126L256 125H258L257 123L258 122H260V123H262L261 121H264L263 119H264V97L262 96V95H260ZM4 94V95H3ZM6 94H8V93H6ZM4 96V97H3ZM5 96H7V97H5ZM260 96V97H259ZM263 97V98H262ZM241 99V100H240ZM7 102V103H6ZM12 102H13V104H15L14 106H13V104H12ZM249 102H251V103H249ZM247 103H249L250 104V107H249V104H247ZM254 103V107L252 106V104ZM6 104H8V105H6ZM9 104H11V105H9ZM241 105H243V106H241ZM12 106L14 107V108H12ZM19 106V105H18ZM106 106V105H105ZM258 107V108H257ZM10 108V109H9ZM253 108V109H252ZM255 108V109H254ZM12 110V111H11ZM245 110H247L246 111V113L244 114L243 112L245 111ZM15 111H17V112H15ZM49 111V108H45V109H41V111H40V113H39V117H40V121H43L44 119H46V115H47V112ZM135 112H136V110H135ZM19 115H18V114ZM12 114V115H11ZM244 114V115H243ZM248 115V117H246L245 115ZM250 114V115H249ZM14 115V116H13ZM15 115H17V116H15ZM11 116V117H10ZM246 118H245V117ZM13 117V118H12ZM17 117V118H16ZM15 118H16V120H15ZM246 120H245V119ZM11 119H12V123H10L11 122ZM18 119V120H17ZM84 119H86V118H84ZM240 119H241V122H240ZM73 121H74V119H72ZM238 120V121H237ZM242 120H244L243 122H242ZM261 120V121H260ZM238 122V123H237ZM245 122V123H244ZM74 123V122H73ZM236 123V124H235ZM256 123V124H255ZM259 123V124H260ZM239 124V125H238ZM8 125V126H7ZM235 125V126H234ZM18 126H19V128H18ZM34 126V127H33ZM74 126H76V124H74ZM74 126H73V124L71 125V129H74ZM250 126V127H249ZM252 126V127H251ZM9 127H10V130H9ZM36 127H37V129H36ZM80 128H81V126H79ZM86 128L85 126H83L82 125V128ZM93 127V126H92ZM242 127V128H241ZM255 127V128H254ZM6 128V129H5ZM32 128V129H31ZM36 130H35V129ZM81 128V129H82ZM245 128H249V133L248 134H243V132H244V130H245ZM77 128L75 127V129L74 130H76ZM244 129V130H243ZM250 129H251V132H250ZM19 130V131H20ZM87 130V129H86ZM18 131V130H17ZM17 131H16V135H15V140H16V142H14V139H13V142L14 143H12L13 145H15V143H17L19 140H17L18 138L17 137H19V133L17 134ZM70 132H71V130H69ZM69 131H67V132H69ZM182 131H184V129H182ZM21 132V131H20ZM69 132V133H70ZM72 132H73V130H72ZM71 132V133H72ZM242 132V133H241ZM29 133H31V132H29ZM37 133V134H38ZM68 133V134H69ZM27 134V133H26ZM25 134V138H26V135ZM249 134H251L250 135V137H249ZM257 134H259V137L261 138H257L258 137V135ZM67 135V134H66ZM255 135H256V137H255ZM23 137H24V135H22L21 133H20V137H19V139L21 138V141L20 142H24L25 140L23 139ZM82 137H83V135H82ZM244 137V138H243ZM253 137L254 138H256V139H254L253 140ZM84 138H85V135H84V137H83V141H84ZM249 138V139H248ZM251 138V139H250ZM9 139H6V141L5 142H7V140H8V143H4L3 142V140H2V143L3 144H7V145H10L9 144ZM225 139V140H224ZM262 139H263V141H262ZM24 140V141H23ZM86 140V139H85ZM233 140V141H232ZM240 140V141H239ZM250 140H252V141H250ZM259 140V141H258ZM243 141V142H242ZM259 143H258V142ZM261 141V142H260ZM11 142H12V139H11ZM20 142H18V144L20 143ZM26 142H27V140H26ZM85 142V141H84ZM98 142V141H97ZM256 142V143H255ZM263 142V143H262ZM25 143V142H24ZM99 143V142H98ZM240 143V144H239ZM256 144V145H258V146H256L255 148H253L252 150H251V148L250 147H252V144ZM22 144V143H21ZM101 144V143H100ZM17 145V144H16ZM15 145V146H16ZM23 145V144H22ZM229 145V146H228ZM1 146H2V144H1ZM12 146V145H11ZM19 146H20V148L22 147L20 144H19ZM2 147H4V148H6L4 145L2 146ZM13 147V149H15V147L14 146H12ZM16 147H18V146H16ZM201 147H202V145H201ZM19 148V147H18ZM18 148H16V149H18ZM244 148V149H243ZM7 149H9V148H6L5 150L7 151ZM12 149V148H11ZM16 149L15 150H13L14 152L16 151ZM24 149V148H23ZM35 148L33 147V149L32 150H34ZM153 150H154V152H157V151H159L160 149L157 147V146H154L153 148H152ZM227 149V150H226ZM242 149H243V152L242 153H244L245 152V154L244 155H242V153H241V151H242ZM20 150V149H19ZM19 150H17L18 152L17 153H15V154H13L14 156H16V159L20 156L19 154L21 153V151H19ZM22 150V149H21ZM259 150L260 151H263L262 153L261 152H259ZM13 151H9V155H8V157L9 158H12L11 156H12V154L10 153V152H13ZM240 151V152H239ZM213 152V153H212ZM231 152V153H230ZM253 152V153H252ZM8 153V152H7ZM238 153V154H237ZM249 153H252L251 155H248L247 157H246V155L247 154H249ZM241 154V155H240ZM11 155V156H10ZM17 155H19L18 157H17ZM236 155V156H235ZM240 155V157H238ZM14 156H13V158H14ZM21 156L23 157V154H21ZM20 156V158H21V160H20V158L18 159V160H20V162L19 161H17L16 159H15V161H12V162H14V166H16L15 164H16V162H18L17 164V166H19V163L21 164V161L23 160V162H24V160H25V158L27 157V159H26V162L29 160L28 158H32L33 156H31L30 154H28L26 157H23L24 159H22V157ZM25 156V155H24ZM29 156H31V157H29ZM35 156V155H34ZM242 156V157H241ZM236 159H234V158ZM244 157V158H243ZM9 158H4V160L5 159H7V160H11V159H9ZM35 157H33L31 160H33ZM238 158V159H237ZM244 160H243V159ZM3 160V158H1V161ZM4 160L2 161V163L0 162V165H2L3 163H5V162H7L6 160H5V162H4ZM13 160V159H12ZM242 160V161H241ZM9 162V161H8ZM11 162V164H9L11 167H13V163ZM25 162V163H26ZM34 162V161H33ZM182 162V161H181ZM25 163H23V164H25ZM32 163V161H30V164ZM36 163V162H35ZM35 163H32L33 165L35 164ZM7 163H5V165H6ZM7 164V166H9ZM23 164H21L20 165V168L22 167H24V165ZM27 164V163H26ZM26 164H25V166H26ZM28 164H29V162H28ZM29 164V165H30ZM31 164V165H32ZM181 164V165H180ZM5 165H2V166H4V168L6 167ZM23 165V166H22ZM30 165V166H31ZM177 167H173L174 166V164H172V167H171V169L170 170H168L169 172H167L166 173V175L164 176V180L162 181V180H159V182H158V180H152L153 181V184H152V186L154 185V188L156 187V188H161L162 187V189H157V190H153V192L154 191H156V193L154 192H149V188H151V191H152V188L153 187H151V186H149L148 184L149 183H146L145 184V181H147V178H146V167L145 166H142V167H140L138 170H136V174L138 175V181H137V187L138 188H136V192H135V194H137L135 197L133 196V198L131 199V201L130 202H128V203H130L129 205H130V207H129V205H128V208L126 207L127 206V203L125 204L124 202V204L126 205L125 206V208H124V205H123V203H120L122 200H120L119 198H120V196H118L119 198L118 199H115L113 202H114V204L112 205V207L114 208V210H115V213L119 216H121V217H125L126 219L127 218H130V221L132 222L131 224L134 226H137L138 224H139V222H138V220L140 221L141 220V218L143 217V205H145L147 208H148V206L150 205V204H152L153 202H154V204H152V205H154V207L156 206L155 204H157L158 202H160V201H164V202H166L167 200H168V197H170L171 195H173V194H175V191H176V189H178V190H181V188H182V185H183V183H184V181L182 182V180H181V176L184 174V172H187V171H189V168L188 167H190L189 166V162L187 163L186 161L185 162H182V163H180V161H179V167H178V165H177V162H176V164H175ZM187 165H188V167H187ZM224 165V166H223ZM2 166H0V168H1V170H3L4 168H2ZM9 166V167H10ZM10 167V169H8V167H6L8 170H10V172L12 171L13 172V174L15 173L14 171H16L15 169L17 168H15V169H13L12 170V168ZM33 166H31V167H24L23 168V171H25V172H27V168H30V169H28V171L30 172V173H34V175H36L35 173H37V174H43V168L41 169V167L40 168H38V167H36V168H32ZM26 168V170H24ZM176 168V169H175ZM210 169V172H209V174H210V176L211 177H213V179H215V181L213 180V179H211V182L208 184V185H212L213 187L216 185H218L217 186V189L222 193V194H220L219 196H218V199H215V197H217L216 195H215V193L217 192L216 191V186L214 187V189H213V187L212 186H210V188H208V186H206V188H205V186H204V184L202 183V181H203V179H204V176L206 175V172H207V170L206 169ZM19 168H17V170H18ZM40 169V170H39ZM205 169V170H204ZM212 169V170H211ZM6 170V169H5ZM7 170V171H8ZM22 170V169H21ZM21 170H18L17 172H19V171H21ZM42 170V172L40 173L39 171H41ZM46 170V168L44 167V171ZM173 170V171H172ZM36 171V172H35ZM173 172V173H172ZM228 172V173H227ZM46 173L48 174V172L46 171ZM183 173V174H182ZM220 173H222V175H220ZM15 174H18V173H15ZM41 174V176H44L45 175V172H44V174L42 175ZM46 174V175H47ZM170 174V175H169ZM212 174V175H211ZM224 174H226V176H225V178H224ZM239 174V175H238ZM32 175V174H31ZM49 176H50V174H48ZM220 175V176H219ZM233 175V174H232ZM261 175V176H260ZM167 176H169V178L167 177ZM190 176V175H189ZM188 176V177H189ZM221 176H223V178L221 177ZM45 177H48V176H45ZM220 178V179H219ZM264 173L263 172H261V173H259V175L256 177V178H254V179H252L253 181H248V182H244L245 184H252V183H257V186H258V190H257V193H258V196H264ZM177 179V180H176ZM237 179V180H236ZM171 180V181H170ZM202 180V181H201ZM212 181H214L213 183H212ZM173 182V183H172ZM218 182V183H217ZM110 183H111V186H114L115 184H116V182H115V179H110ZM155 183V184H154ZM161 183V184H160ZM217 183V184H216ZM79 184H75L74 182L70 185V187L71 188H73L74 189V187H77ZM143 185H145L146 187H147V185L149 186V187H147L149 190H148V195L147 194H143V193H141L140 194V191H141V189L142 188H145L146 189V187L144 186V187H142L141 188V186H143ZM236 185V186H235ZM262 185V186H261ZM172 186V188L170 189L169 187H171ZM235 186V187H234ZM139 187H140V189H139ZM167 187V188H166ZM173 187H174V189H173ZM231 187V188H230ZM153 188V189H154ZM155 188V189H156ZM163 188H164V190H163ZM166 188V189H165ZM212 188V189H211ZM79 189V188H78ZM77 189V190H78ZM137 189H139V192H138V190ZM205 189L207 190V191H205ZM93 190V189H92ZM91 190V191H92ZM161 190H162V193H161ZM170 191V194H169V191ZM175 190V191H174ZM184 189L182 188V190L181 191H183ZM208 190H209V193L210 192H212V190H214L213 192H214V194H212V193H207L208 192ZM211 190V191H210ZM234 190V191H233ZM260 190V191H259ZM73 191V190H72ZM94 191V190H93ZM96 191V192H95ZM94 191V193L92 192V194H94V196H96L95 195V193L97 194L98 193V191L97 190H95ZM147 190H143L142 192H146ZM173 191H174V193H173ZM195 191V192H194ZM205 191V192H204ZM24 192H26V191H23L22 193H24ZM29 192V191H28ZM89 192H90V190H89ZM99 192H101V191H99ZM166 192V193H165ZM224 192V193H223ZM228 192V193H227ZM84 193H86V194H84V196L86 197L85 199L87 200H89V194H88V190L87 191H84ZM103 193V192H102ZM139 193V194H138ZM151 193V194H150ZM159 193V194H158ZM160 193H161V196H163V198L160 196ZM165 193V194H164ZM172 193V194H171ZM194 193V194H193ZM202 193H205V195L204 194H202ZM227 193V194H226ZM26 194H32L31 196H36L35 194H33L32 192H30V193H24L23 195H26ZM91 194V193H90ZM91 194V195H92ZM144 195V196H142L141 198H140V195ZM149 194L151 195V196H149ZM157 194V195H156ZM167 194V195H166ZM204 195V197L206 196V198H204L202 195ZM207 194H209L210 195V199L208 200V202H207V197H209V196H207ZM216 194H218V192L216 193ZM23 195H20L18 198H20V197H22ZM38 195V194H37ZM87 195H89L88 197H87ZM98 196H96V197H92V198H94L93 199V201L97 198L98 199V201L96 202V201H94L95 202V204L94 205H96V206H94L95 208H97V204L99 205V204H101V206H102V208L104 207L103 205H105V200H102L103 199V197H101V196H103V195H101L100 193H98L97 194ZM120 195V194H119ZM164 195H166L165 197H164ZM169 195V196H168ZM196 195V196H195ZM200 195L202 196L201 198L203 199H205L204 201H206L208 204H206V203H204L203 205H207V207H209V209L211 210H209V212H211V213H209L208 212V210L206 211V213H200L201 215H202V220L205 222V221H207V224L209 223V221H211V219H213L214 217H212L213 215L215 216L217 213V215H216V217L218 216L219 218H217L218 219V221H219V223L222 225L221 227L220 226H218L219 227V229L222 231V232H224V233H228V234H226V239L228 238V240H226L222 245H221V247H220V245L217 247L216 246V248H218V249H216L215 247L212 249V250H210L215 244H216V240L219 242V241H221L222 239L224 240V238H220L219 236H218V239L216 238V236L213 234V232H211V226H208V228H206V226H207V224H204V226H200V221H198V215H200V214H198L200 211H202L203 209H204V207H206V206H204V207H197V205H198V202L196 203V201H195V203L193 202V198L195 199L196 197L197 198H199L200 197ZM215 196V197H213L212 198V200H211V197L212 196ZM156 196V198H154ZM235 196H236V194H235ZM24 197V196H23ZM99 197L100 198H102L101 200H99ZM159 197V198H158ZM162 199H161V198ZM222 197H223V195H222ZM35 199H33L35 202L34 203H41V202H43L46 198H47V195L46 194H44V193H41V194H39L38 195V197H34ZM37 198H38V200H37ZM40 198V199H39ZM139 198V199H138ZM158 198V199H157ZM165 198V199H164ZM201 198H199L200 200H201ZM156 199H157V201H156ZM159 199H160V201H159ZM164 199V200H163ZM199 199H196V200H199ZM87 200V201H88ZM116 200H117V204H115L116 203ZM120 200V201H119ZM139 202H137V201ZM188 200V199H187ZM187 200H185V201H187ZM90 202H92L93 203V201L92 200H89ZM101 201H104L103 203H101ZM135 203H134V202ZM204 201H202L201 200V205H202V202H204ZM211 201V203H210V205H209V202ZM223 201V200H222ZM141 202V203H140ZM162 202H160V203H158L157 205H159V207L158 206H156L155 207V210L153 209V208H151L152 209V211H154V212H156V210H158L159 209V214L161 213L160 211V209H163L164 208V204L161 206L160 204H162ZM97 203V204H96ZM119 203V204H118ZM189 203V204H190ZM245 203V204H244ZM248 203V204H247ZM107 205H108V203H106ZM199 204H200V202H199ZM251 204V205H250ZM110 205V206H111ZM117 205V206H116ZM152 205H150V206H152ZM196 205V206H195ZM209 205V206H208ZM211 205H214L216 208H218L217 210H215L216 208L215 207H213V206H211ZM101 206H99L98 208L100 209L101 208ZM106 206V205H105ZM122 206V207H121ZM134 206H135V208H134ZM195 206V207H194ZM232 206H234V207H232ZM245 206V207H244ZM94 207H93V205H92V209L93 210H95L94 209ZM109 207V206H108ZM111 207V208H112ZM158 207V208H157ZM182 207V208H181ZM97 208V209H98ZM101 208V209H102ZM105 208V207H104ZM103 208V210H104V212H105V210H107L108 208H107V206H106V208L107 209H104ZM150 208V207H149ZM194 208L196 209V210H194ZM201 208H203V209H201ZM97 209L95 210V212L94 213H92V210H91V214H94V215H96L95 213H96V211H97ZM132 211H131V210ZM151 209H150V211H151ZM178 209V210H179ZM199 209V210H198ZM206 209V208H205ZM116 210H117V212H116ZM130 210V211H129ZM164 210V209H163ZM191 210H193V211H195L196 213L194 214V212L193 211H191ZM124 211H125V213H124ZM151 211V212H152ZM190 213H189V212ZM204 212H205V210H203ZM202 211V212H203ZM99 212H101V210L99 211L98 210V213ZM103 212V211H102ZM191 212L193 213V214H191ZM251 212L252 213H254V215L253 214H251ZM124 213V214H123ZM127 213V214H126ZM163 213V214H162ZM162 213H161V215H164V212L162 211ZM184 213V214H185ZM188 213V214H187ZM209 213V214H208ZM213 213H215V214H213ZM178 214V215H179ZM189 214H191V217H190V215ZM203 214H204V216H203ZM205 214H207V215H205ZM210 214H213V215H211V217L212 218H210ZM231 214V215H230ZM201 215H200V219L199 220H201ZM260 215V216H259ZM130 216V217H129ZM185 216H189L188 218L189 219H187V217L185 218ZM193 216V217H192ZM207 218H206V217ZM253 216H254V219H253ZM257 218H259V219H257L256 220V217ZM132 217H133V219H132ZM215 217V218H216ZM251 217V218H250ZM263 219H261V218ZM152 218H153V216H152ZM151 217H149V218H147V222H145V224L143 223L142 225V227H140L139 229H140V235H139V231H137V233L136 234H130V237L133 239V241H136L135 243H133V247H137L138 245H139V242L141 241V243L143 244V243H148L149 242V240L151 239V237L152 236H154V234L155 233H152L153 232V230H155L156 231V227H154V225L156 224L154 221L155 220H157V219H152ZM161 218V217H160ZM159 218V219H160ZM135 219V220H134ZM187 219V221H185ZM193 219V220H192ZM196 219V220H195ZM261 219V220H260ZM134 220V221H133ZM153 220V221H152ZM189 220V221H188ZM255 220H256V222H257V224L255 223ZM89 221V220H88ZM87 221V223H86V226L87 227H89V225H91V224H94V222H92V221H89L88 222ZM158 221V220H157ZM178 221H179V216H178ZM182 221H184L183 223H182ZM203 221H202V223H203ZM260 221V222H259ZM72 223L74 222V220L73 221H71ZM92 222V223H91ZM185 222H186V224H188V225H186L185 224ZM196 222V223H195ZM197 222H199V224L197 223ZM251 222V223H250ZM89 223V225H87ZM133 223H137V224H133ZM141 223V222H140ZM147 223V224H146ZM206 223V222H205ZM259 223H261V224H259ZM75 224V223H74ZM150 224V225H149ZM152 224H154V225H152ZM211 224V223H210ZM6 225V224H5ZM5 225L2 223V221H1V219H0V239H4V240H9V238H7L6 237V234L9 232H7V227H5ZM144 225H145V227H144ZM152 225V227H147V226H151ZM183 225H186V226H183ZM209 225V224H208ZM254 225V226H253ZM260 225H262V227H261V229H263L262 231H258L259 230V226ZM181 226H182V228H186L185 230L184 229H182L181 228ZM200 226V227H199ZM153 227L155 228V229H153ZM27 228H29V226H27ZM27 228H25V227H23V230L25 229L26 230V233H27ZM70 228H71V231H73L74 232V229L72 230V228H74V225H72V226H70ZM70 228L69 229H64V231L62 232H60V230H58L56 233H55V238L57 239L56 240V242L58 243H64V245H63V247H61L62 245H60L59 246V248H60V251L62 252L63 251V249L66 251V250H72V253L73 254H75L76 255V257H77V259H78V263L79 264H123V262H125L124 264H144L145 262L143 261V263H142V261H139V259L138 258H135V257H133L132 256V258L130 259V258H127V257H122L121 256V252L123 251V249H125V244L123 243V241H121V239H119V238H124V234L122 233L120 236H119V240L117 241V243H115L114 244V246H112L113 248L111 249V251L110 252H115L112 256H110V257H107V258H105L103 255H101V254H99V253H97L96 251H93L92 249L89 251L90 253H88V252H86V251H84L83 250V248H77V246H78V244H79V247H81V246H84L83 244L85 243L86 244V240H88L89 239V237H88V239L87 238H85V241H84V236L85 235H82L81 236V234H82V231H84L85 229H86V227L84 226V229L83 230H80L79 232H81L79 235V237L77 236L78 235V233L79 232H76L77 234L76 235H74L77 239V241L75 240V238H74V236H73V233H71V232H69L68 233V230L70 231ZM149 230H148V229ZM162 228V229H161ZM210 228V229H209ZM254 230H253V229ZM31 229V228H30ZM38 229V228H37ZM36 229V230H37ZM210 231H209V230ZM260 229V230H261ZM24 230V231H25ZM22 231V230H21ZM30 231V230H29ZM28 231V232H29ZM145 231H146V233H145ZM147 231H148V233H147ZM151 231V232H150ZM207 231H208V233H207ZM254 231V232H253ZM59 232V233H58ZM65 232V234L67 233V235L65 236V234H63ZM193 232H195V233H193ZM262 233V235H261V233ZM260 233V235L258 236V234ZM84 234V233H83ZM152 234V236H150ZM230 234V235H229ZM232 234V235H231ZM238 234V235H237ZM254 234V235H253ZM8 235V234H7ZM60 235V237H58ZM65 236L64 238L63 237H61V236ZM138 235V236H137ZM142 235V236H141ZM144 235V236H143ZM195 235H196V237H195ZM227 235H228V237H227ZM244 235H246L247 236V238H249V236H250V240L249 241H245L246 239V237L244 236ZM252 235L253 236H255V237H252ZM4 236V237H3ZM69 236H71V237H69ZM73 236V237H72ZM150 237V239H149V237ZM170 236V237H169ZM230 236L233 238L234 236V240H239V242L240 243H238V241L236 242V241H229L230 239ZM243 238H242V237ZM257 236V237H256ZM261 236H262V238H261ZM2 237V238H1ZM8 237H9V235H8ZM69 237V238H68ZM86 237V236H85ZM129 237V238H130ZM146 237H148V238H146ZM195 238V239H191V238ZM245 237V238H244ZM7 238V239H6ZM59 238V239H58ZM60 238L62 239V241L60 240ZM68 240H67V239ZM71 238H72V241L74 242V243H76V245L77 246H75V244L72 242V241H69V240H71ZM73 238H74V240H73ZM83 239V241H82V239ZM170 238H171V240H170ZM231 238V239H232ZM239 238V239H238ZM242 238V239H241ZM260 238H261V240H260ZM38 239V238H37ZM63 239H65V242H64V240ZM190 239V240H189ZM58 240H60V241H58ZM90 240V239H89ZM147 240H148V242H147ZM179 240L181 241V242H179ZM191 240H193V241H191ZM244 240V241H243ZM11 239L9 240V242L11 243ZM69 243H68V242ZM78 241H79V243H78ZM183 241V242H182ZM195 241H197L196 243H197V245H196V243H195ZM228 241H229V243H228ZM82 242H84V243H82ZM89 242H93V241H89ZM236 242V244H234ZM247 242H250V243H247ZM263 243V245L261 244V243ZM16 243H17V241H16ZM15 242L13 243V244H11V245H8V246H6L5 248H4V246H2L1 247V249H0V257L3 255L5 258H6V256H7V254H8V256L7 257H13V260L15 261L14 262V264H28V260H32V259H34L35 258V256L33 257V255H32V253H31V255L26 251V249L24 248V247H21V246H18L17 244H16ZM68 243V244H67ZM71 243H73L74 244V246H75V248L73 247V245L71 244ZM88 243V242H87ZM191 243V244H190ZM194 243V244H193ZM238 243V244H237ZM244 243V244H243ZM247 243V244H246ZM2 244V243H1ZM0 244V245H1ZM80 244H81V246H80ZM89 245H87V246H90L91 244L90 243H88ZM93 245H94V243H92ZM179 244V245H178ZM183 244V245H182ZM188 244H190L189 246H188ZM200 244L202 245V248H201V246H200ZM231 244V245H230ZM234 246H233V245ZM249 244H250V247H247V246H249ZM252 244V245H251ZM70 245H72L71 246V248L69 249V247H70ZM93 245H91V246H93ZM186 245L188 246V248L186 247ZM194 245H196L197 247H199V248H197V247H195ZM237 245V246H236ZM245 245V246H244ZM254 245H256V246H258V247H260L261 249H260V254H262L261 256H259L258 258L256 257L255 258V260H254V256H251V249H252V247L254 246ZM260 245V246H259ZM66 246H69V247H67L66 248ZM89 247V248H92V247ZM194 246V247H193ZM223 246V247H222ZM196 248L195 250L193 249V248ZM230 248V247H234L233 249L232 248H230V249H227V248ZM3 248V249H2ZM21 248V249H20ZM74 248V249H73ZM86 248H88V247H85L84 249H86ZM182 248V249H181ZM221 248V249H220ZM243 248H245V249H247V250H245L244 249V251H243ZM6 249V250H5ZM10 249V250H9ZM119 249V250H118ZM175 249V250H174ZM192 249V250H191ZM216 250V253H215V250ZM225 249H226V251H225ZM237 249V250H236ZM5 252H4V251ZM23 251V254L22 253H20V251ZM45 250H47V249H45ZM45 250H41L40 252L42 253H44V251ZM203 250V251H202ZM222 250H224V251H222ZM240 250V251H239ZM250 250V253L248 252ZM3 251V252H2ZM21 251V252H22ZM88 251V250H87ZM155 251V250H154ZM170 251V252H169ZM171 251L172 252H174L175 251V253H171ZM194 252V253H189V252ZM229 251V252H228ZM6 252H8V253H6ZM162 252V253H161ZM170 254H169V253ZM188 252V253H187ZM200 252V253H199ZM225 252H227V254H225ZM14 255H13V254ZM19 253V254H18ZM41 253H39L40 254V256L38 257V259L37 260H33V261H36V262H40V263H42V264H50L51 262H52V257H51V255H43L42 254V257H41ZM109 253V252H108ZM215 253V254H214ZM20 254H22V256L20 255ZM38 254V255H39ZM107 254V253H106ZM187 254H189V257H188V255ZM194 254H195V256H194ZM218 256H217V255ZM235 256H234V255ZM19 255V256H18ZM164 255V256H163ZM171 255V256H170ZM215 255V256H214ZM28 256V257H27ZM163 256V258L164 257H166V258H159V257H162ZM198 256V257H197ZM211 256V257H210ZM213 256H214V258H213ZM232 256V257H231ZM234 256V257H233ZM237 256H239V258H240V260H239V258H237ZM30 257V258H29ZM199 257H200V259H201V261H199ZM206 257H209L208 259L206 258ZM218 257V259H220V261H218L216 258ZM223 257H225V258H223ZM248 257V258H247ZM262 257V258H261ZM25 258V259H24ZM29 258V259H28ZM210 258H212V261L214 262V263H211L212 261H211V259ZM229 258V259H228ZM243 259V261H244V263H241L242 262V259ZM253 258V259H252ZM4 259V258H3ZM109 261H107V260ZM198 259V260H197ZM217 261H216V260ZM230 259H234V261L233 260H230ZM6 260H8V259H6ZM162 260L164 261V262H162ZM196 260V261H195ZM215 260V261H214ZM230 262H229V261ZM236 260V261H235ZM251 260H252V262L254 261V263H252L251 262ZM116 261V262H115ZM192 261V262H191ZM207 261V263H205ZM217 262V263H216ZM239 262V263H238ZM222 263V264H223ZM145 264H148V263H145Z\"/></svg>", "mask_w": 264, "mask_h": 264}]
</instances>
